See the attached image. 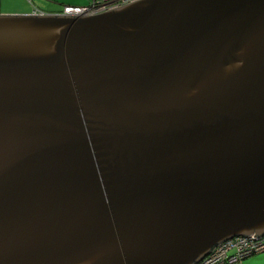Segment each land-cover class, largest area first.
<instances>
[{"label": "water", "instance_id": "obj_1", "mask_svg": "<svg viewBox=\"0 0 264 264\" xmlns=\"http://www.w3.org/2000/svg\"><path fill=\"white\" fill-rule=\"evenodd\" d=\"M264 234V0L0 14V264H196Z\"/></svg>", "mask_w": 264, "mask_h": 264}, {"label": "rangeland", "instance_id": "obj_2", "mask_svg": "<svg viewBox=\"0 0 264 264\" xmlns=\"http://www.w3.org/2000/svg\"><path fill=\"white\" fill-rule=\"evenodd\" d=\"M92 0H0V14H27L32 13L35 7L41 9L45 13H60L66 5L69 6H89ZM237 236L227 240L224 248L219 250L220 254H235L234 258H228L223 261V264H264V251H258L247 254L243 257L240 251V243L247 241L243 238L240 241H234ZM239 245V246H238ZM223 249V250H222ZM208 256V255H207ZM206 256V257H207ZM205 258V257H204ZM214 256H210L207 262H213Z\"/></svg>", "mask_w": 264, "mask_h": 264}, {"label": "built area", "instance_id": "obj_3", "mask_svg": "<svg viewBox=\"0 0 264 264\" xmlns=\"http://www.w3.org/2000/svg\"><path fill=\"white\" fill-rule=\"evenodd\" d=\"M137 1H140V0H92L91 5H89V6H69V5H66L64 7L63 11L58 13V14H66V15H98V14H102V13L117 9L119 7L131 4V3H134V2H137ZM30 2H33V0H30ZM34 12L41 14L44 11H42L41 9L35 7ZM243 238H246L247 241H249V240L254 241L255 239L261 238V236L260 237L259 236H255V234H252V236H237V238L234 241L238 242V241L242 240ZM227 240L230 241L229 239H227ZM227 240L216 246V248L218 249V250H216L217 254L219 252H221L219 250V248H221V247L224 248V245L227 242ZM247 241L239 244L240 245V250H241V247L243 246V244H246V245L248 244ZM258 251H264V249L258 247L255 252H258ZM239 253L241 254L240 251H239ZM248 254H250V253H248ZM234 256H236V255L229 253L228 258L231 259V258H234ZM242 256L246 257L248 255H246V256L242 255ZM209 257L210 256H207L204 259H206V261H207L209 259ZM228 258H226V260ZM224 260L225 259H221L222 262H220V264H223ZM196 264H200V262H198Z\"/></svg>", "mask_w": 264, "mask_h": 264}, {"label": "bare ground", "instance_id": "obj_4", "mask_svg": "<svg viewBox=\"0 0 264 264\" xmlns=\"http://www.w3.org/2000/svg\"><path fill=\"white\" fill-rule=\"evenodd\" d=\"M248 244H243V246L241 247V255L246 256L248 253H254L258 247L263 248L264 249V234L261 236V238L259 239H255L254 241L249 240L247 241ZM219 245V244H218ZM218 250L215 246V248L212 250V252H210L208 254V256H214V261L213 262H207L206 259H202L200 261V264H220L221 259H226L228 258L229 254H220V252L217 254Z\"/></svg>", "mask_w": 264, "mask_h": 264}]
</instances>
